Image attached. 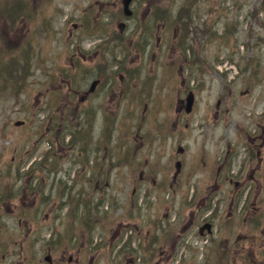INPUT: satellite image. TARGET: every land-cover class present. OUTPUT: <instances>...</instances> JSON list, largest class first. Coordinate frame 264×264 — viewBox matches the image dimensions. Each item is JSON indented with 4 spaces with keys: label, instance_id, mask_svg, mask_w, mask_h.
Wrapping results in <instances>:
<instances>
[{
    "label": "rangeland",
    "instance_id": "obj_1",
    "mask_svg": "<svg viewBox=\"0 0 264 264\" xmlns=\"http://www.w3.org/2000/svg\"><path fill=\"white\" fill-rule=\"evenodd\" d=\"M118 1L120 0H14L10 9L14 7L16 20L8 18L6 27H2L5 15L1 13L0 190L11 184L12 178H18L22 170L20 166L6 164L9 158L17 160L20 154L41 153L46 145L41 140V134L45 133L48 118H55V114L57 117L60 114L53 111L48 114L37 103L38 89L47 85L56 89L55 86L60 82L59 74H69L75 58L83 62L89 40V32L85 26L91 8H94L91 15L95 20V11L116 8ZM153 1L154 9L163 18L156 21L154 35L152 32L154 45L147 49L140 46L132 48L125 53L123 61L124 67L135 74L138 83L145 80L139 90L142 91L145 87L146 90L142 92L148 94V98L144 100L145 109L141 103L137 106L138 116L137 113L132 114L135 124L132 135L136 138L135 142L139 143L140 138L145 135V126L151 130L154 122L169 116L172 123L176 116L178 98H183L184 91L192 88L197 99L188 118L184 119L190 126L187 143L190 147L205 149V153L212 156L218 147L214 143L217 137L229 135L232 123L241 127L245 121L255 116L260 105L262 106V99L264 106V0H142L138 9L141 11L145 3L152 4ZM73 22L81 25L74 28ZM113 27V33L119 32L117 23ZM135 34L139 36L138 33ZM179 34L186 38L185 47H177L175 38ZM76 39V45L72 46L71 43ZM116 50L108 48V67L111 65V54ZM122 55L119 54L118 59ZM118 70L122 71L120 68ZM246 88L250 90L244 92ZM125 113L121 114L119 122L116 120L118 114H114L113 125L115 123L126 129L133 123L130 113ZM18 120L23 123L16 124ZM116 133L117 128L115 131L108 130V135L114 136ZM44 136L52 138L54 152L63 151V148L57 146L59 143L64 142L62 147L67 144L65 129L57 134L55 128L53 134ZM180 137V134H174L167 136L165 141L167 149H170V145L172 147V161L183 156L177 146L184 142ZM146 193L144 201L134 208L135 215L138 211L136 223L132 224V215H129L130 219L121 220L119 240L116 238L117 234L110 236V233L122 218L118 214L120 209L117 211V221L115 219L113 227L107 231V237L110 236L108 243L95 239L98 237L96 230L93 231V238L88 241L70 243L66 239H53L55 242L51 243L46 229L49 213L47 216L41 214L39 217L43 221V229L39 234L40 239L25 242L13 230L8 234L10 238L7 240H11H8L7 245L0 241V264H47L43 259L44 254H50L51 264H264V250L256 251L258 239H261L264 249V211L254 219L246 217L245 227H250L246 231L249 238L244 244L236 241L234 236L225 239L213 234L205 239L198 236L197 231L203 223L200 221L201 217H206L209 212V216L213 214L212 202H207L205 208L199 209L192 216L195 208L193 203L183 212L179 207V199H176L173 200L169 213L165 214L167 204H162L159 200L158 205L161 206L151 207L152 194ZM210 194L213 196V193ZM218 195H222V192ZM243 195L244 193H240L239 199ZM162 196L180 197L179 193L167 190L163 191ZM222 201L218 214L220 219H228L233 207L228 192L222 196ZM123 210L128 216L129 211L125 206ZM236 213L238 217L234 225H239L243 214L240 211ZM174 215H177L176 222L171 223L170 233L163 236L157 231L155 224L161 221L163 227H168V221ZM148 217L151 220L154 218L155 224L148 221V224L155 225L153 231H148L145 226ZM169 217L171 218L168 219ZM255 222L256 228L253 227ZM134 225L137 228L132 232ZM223 225H226V221L222 223L221 229ZM20 226L21 224L14 223L12 229ZM183 232H187L191 238L188 242H192L194 250L198 248L199 252L194 253V250L186 248V253L181 251V243L187 239L180 238L179 234ZM130 234L133 237L128 240ZM19 242L22 244L20 247L17 246ZM120 243L121 249L127 245L123 251L117 250ZM14 248L15 253L12 251ZM179 254L180 261L176 262ZM190 254L193 257L189 260Z\"/></svg>",
    "mask_w": 264,
    "mask_h": 264
},
{
    "label": "flooded vegetation",
    "instance_id": "obj_2",
    "mask_svg": "<svg viewBox=\"0 0 264 264\" xmlns=\"http://www.w3.org/2000/svg\"><path fill=\"white\" fill-rule=\"evenodd\" d=\"M141 1L129 0L130 9L125 13L120 0L116 8L95 11V20L91 15L94 13L91 6L85 26L89 40L83 62L75 58L69 74H59L60 82L56 89L50 85L38 89L37 103L48 114L49 111L60 113L58 117L55 114V118H48V126H45V133L41 136L53 134L55 128L57 134L65 129L67 144L63 147L64 142L57 145L63 148L61 153H40L30 161L20 159L17 163L14 158H9L7 164L21 166V173L27 171L25 167L34 166L35 176L32 184H29V177H14L11 184L0 191V235L10 238L8 234L15 230L20 239L36 240L43 229L39 216L49 213L46 229L55 241H88L93 238L95 230L98 235L95 239L108 243L109 237L117 234L119 240L121 220L130 219L129 215H132V224L136 223L138 211L135 215L134 208L144 201L148 192L152 194L151 207L161 206L158 205L159 200L167 204L165 214L169 213L176 199H179L183 212L193 203L192 216L205 208L207 202H212L213 214L209 216V212L200 220L203 224L207 222L209 227L202 224L198 228V236L210 238L217 234L225 239L234 236L242 244L248 240L246 231L250 226L245 227L246 217L254 219L264 211L263 99V107L260 105L257 114L245 121L243 126L232 123L229 135L216 138L214 143L218 147L212 156L207 155L205 149L190 147L187 143L190 126L184 119L188 118L189 111L182 97L177 100L172 123L169 116L154 122L151 130L145 126L144 137L136 143L132 135L135 125L132 114L137 113L138 116L137 106L141 103L145 109L144 100L148 94L142 92L145 87L139 90L145 80L138 83L131 69L124 67V54L118 59L119 50L139 46L147 49L154 45L152 32L154 35L156 21L163 19L160 12L154 9V1L152 4L145 3L140 11L138 4ZM77 23L73 22L74 28L81 25ZM116 23L119 32L115 34L113 24L115 26ZM111 47L117 50L111 54V65L108 67V48ZM249 90L246 88L244 92ZM188 91L187 88L185 94ZM195 103L196 97L193 107ZM125 112L130 113L133 123L126 129L115 123L113 125L114 114H118L116 120L119 122ZM115 128L116 135H108V130L115 131ZM174 134H180V138L184 139L182 145H177L183 156L172 161V147L170 145L167 149L165 141L167 136ZM56 142H59L58 137ZM164 190L179 193L180 197L165 198L162 196ZM220 192L222 195L217 196ZM227 192L233 207L228 219H220L218 211L221 210L222 196ZM240 193L244 195L239 199ZM123 206L129 211L128 216ZM118 209L122 218L114 228L112 223L115 219L117 221ZM236 211L243 214L239 225H234L238 217ZM148 221L155 224L154 218L151 220L148 217L145 223L148 231L155 230L156 225L157 231L165 236L170 233L171 223H175L176 218L174 215L168 221V227H163L161 221L155 225L148 224ZM224 221L226 225L221 229ZM14 223L21 226L12 229ZM112 227L107 237V231ZM203 227L207 229L203 230ZM253 227H257L256 222ZM179 235L181 239L188 236L187 232ZM258 241L256 251L263 252L261 239ZM180 248L194 250L193 243H188V240L183 241Z\"/></svg>",
    "mask_w": 264,
    "mask_h": 264
},
{
    "label": "water",
    "instance_id": "obj_3",
    "mask_svg": "<svg viewBox=\"0 0 264 264\" xmlns=\"http://www.w3.org/2000/svg\"><path fill=\"white\" fill-rule=\"evenodd\" d=\"M191 103V94L187 96V105L190 106Z\"/></svg>",
    "mask_w": 264,
    "mask_h": 264
},
{
    "label": "trees",
    "instance_id": "obj_4",
    "mask_svg": "<svg viewBox=\"0 0 264 264\" xmlns=\"http://www.w3.org/2000/svg\"><path fill=\"white\" fill-rule=\"evenodd\" d=\"M11 13H13V10L11 11ZM16 14H11V16H9V18H12V19H14V18H16ZM25 58H27V54L25 55Z\"/></svg>",
    "mask_w": 264,
    "mask_h": 264
}]
</instances>
